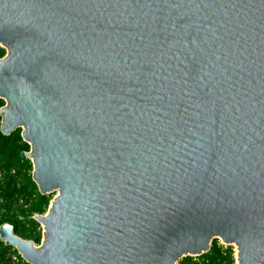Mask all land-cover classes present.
I'll return each instance as SVG.
<instances>
[{
  "label": "water",
  "instance_id": "water-1",
  "mask_svg": "<svg viewBox=\"0 0 264 264\" xmlns=\"http://www.w3.org/2000/svg\"><path fill=\"white\" fill-rule=\"evenodd\" d=\"M1 131L41 195L27 264H264V0H0Z\"/></svg>",
  "mask_w": 264,
  "mask_h": 264
},
{
  "label": "trees",
  "instance_id": "trees-1",
  "mask_svg": "<svg viewBox=\"0 0 264 264\" xmlns=\"http://www.w3.org/2000/svg\"><path fill=\"white\" fill-rule=\"evenodd\" d=\"M4 56L5 51L0 49V58ZM5 105L0 99V109ZM1 125L0 115V227L9 224L16 236L40 246L43 230L34 217L47 213L52 198L41 195L33 180V164L23 156L30 152V145L24 142L22 129L5 136ZM234 261L231 247L220 245L217 240L208 253L197 258H183L180 264H234ZM0 264L27 263L15 249L0 241Z\"/></svg>",
  "mask_w": 264,
  "mask_h": 264
},
{
  "label": "rangeland",
  "instance_id": "rangeland-1",
  "mask_svg": "<svg viewBox=\"0 0 264 264\" xmlns=\"http://www.w3.org/2000/svg\"><path fill=\"white\" fill-rule=\"evenodd\" d=\"M2 50H4L5 51V54L7 53V50H5V49H3V48H1ZM31 161V160H30ZM32 162V161H31ZM51 198H52V200L57 196V192H54V193H52V194H50L49 195ZM52 200H51V202H52ZM43 230V229H42ZM218 240V242H219V244L220 245H223L220 241H219V239H214L213 240V242L214 241H217ZM213 244V243H212ZM38 246V245H37ZM223 246H225V245H223ZM225 247H227V246H225ZM229 247H231V249H232V251H233V257H234V264H237V260H236V258H237V248L235 247V246H229ZM13 258H16V255L13 253ZM179 264H180V262H179Z\"/></svg>",
  "mask_w": 264,
  "mask_h": 264
},
{
  "label": "built area",
  "instance_id": "built-area-1",
  "mask_svg": "<svg viewBox=\"0 0 264 264\" xmlns=\"http://www.w3.org/2000/svg\"><path fill=\"white\" fill-rule=\"evenodd\" d=\"M1 241V240H0Z\"/></svg>",
  "mask_w": 264,
  "mask_h": 264
}]
</instances>
